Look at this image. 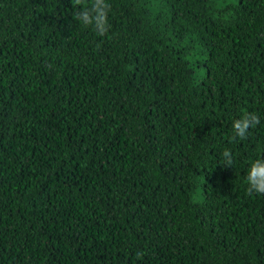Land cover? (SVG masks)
Masks as SVG:
<instances>
[{"label": "trees", "instance_id": "trees-1", "mask_svg": "<svg viewBox=\"0 0 264 264\" xmlns=\"http://www.w3.org/2000/svg\"><path fill=\"white\" fill-rule=\"evenodd\" d=\"M90 3L0 0V264H264V0Z\"/></svg>", "mask_w": 264, "mask_h": 264}, {"label": "clouds", "instance_id": "clouds-1", "mask_svg": "<svg viewBox=\"0 0 264 264\" xmlns=\"http://www.w3.org/2000/svg\"><path fill=\"white\" fill-rule=\"evenodd\" d=\"M81 0H73L74 5H79ZM110 12L109 0H91L90 5L83 8H75L72 15L81 26H92L94 30L103 35L108 31L109 24L107 16ZM260 122V116L255 112L243 114L238 119L231 121L234 138L243 140L249 133V129ZM225 166H232L235 157L230 149L222 151ZM247 191L254 194H264V157L258 155L247 161L245 176Z\"/></svg>", "mask_w": 264, "mask_h": 264}]
</instances>
